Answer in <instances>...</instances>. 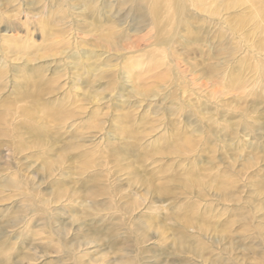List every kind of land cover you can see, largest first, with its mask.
Segmentation results:
<instances>
[{
	"label": "rangeland",
	"instance_id": "374dc122",
	"mask_svg": "<svg viewBox=\"0 0 264 264\" xmlns=\"http://www.w3.org/2000/svg\"><path fill=\"white\" fill-rule=\"evenodd\" d=\"M184 1L186 13L177 16L171 6L173 0H166L161 12L163 35L161 32L160 35L173 43L157 46L156 31L149 21L137 30L129 0H0L2 37H22V41L27 38L28 44L46 46L48 42L45 43L42 31L46 22L59 35L84 37L86 42H82V47L86 52L100 55L99 62L110 58V63L118 66L121 59H130L129 80L122 77L125 87L121 86L122 79L117 80V85L123 88L122 96L101 90L89 96L82 86L76 89L78 95L69 94L72 85L78 82L70 79L67 71L53 74L56 65L52 60L31 64L50 68L51 71L43 73L44 83L55 78L63 86L62 90L67 89L62 95L56 93L45 99L50 109L63 103L71 117L65 119L60 129L57 126L60 120L54 123L46 120L43 125L49 126V136L60 132L61 141L73 137L83 140L67 160L51 159L49 162L57 171L46 172L42 169L48 162L44 155L46 146L33 144L31 138L24 137L25 130L18 134L12 128V123L25 119L15 113L20 102L10 111L17 119L0 124V227L4 234L0 235V261L6 256L15 261L25 253L35 255L28 249L22 251L23 246L32 247V242H37L35 238L45 237L44 230L50 234L52 228L62 232L63 246L76 244L77 240L83 242L82 228L91 223L89 216L105 223L111 220L112 213L111 225H120V228L111 233L119 234L117 241L121 242L114 251L109 249L106 239L111 230L108 235L103 230L98 232L104 241L100 249L77 247L70 255L50 252L34 264H57V260L61 264L77 261L81 262L78 264H104L105 260H118L117 249L127 245L131 247L128 258L135 264H264V0ZM146 8L150 11L151 5ZM8 19L18 28H9ZM106 33L119 44L117 50H108L105 36L101 40ZM121 54L123 57L119 59ZM61 57L65 58L66 54ZM24 61L12 63L21 65ZM65 61L69 68L74 67L71 60L65 58ZM164 62L171 64L168 67ZM140 66L152 70L145 79L137 75L143 72ZM10 72L0 81V104L14 98V82L22 84V78L34 76L20 71L18 76L22 78H18L15 71ZM132 87H139L140 92ZM7 108L0 107V114ZM125 114L128 122L122 119ZM38 116L35 115L36 122H42ZM122 127H128L130 133L137 132L138 142L120 133ZM34 139L50 143L49 138L36 136ZM14 143L30 150L13 158L8 146ZM133 143L137 151L129 148ZM64 144L59 143L60 149ZM111 146L114 153L129 155L128 161L117 163L118 158L110 156ZM87 147L94 154L78 160L76 156L86 152ZM154 147L162 148L164 155L152 161L151 157L137 161L142 149ZM178 147H183L181 152L177 151ZM58 149L53 152L57 153ZM193 170L196 174L193 179L206 183L204 186H193L188 191L173 188L176 176L188 178L185 176ZM159 176L164 178L156 184L167 185L171 179L172 184L168 186L177 198L172 194H161L160 198L154 191L152 196L138 183L142 178L154 181ZM221 176L235 183L234 189H229L237 197L234 202L220 197L212 187L211 182L219 183ZM92 179L118 196L108 201L110 196L99 195L98 207L81 203L79 195L88 193L84 191L95 185ZM178 181L181 180L176 179L175 183ZM30 192L36 196L34 206L39 207L38 214L57 216L59 224L43 226L35 217L32 223L26 224L29 216L23 211L21 222L9 226L12 218L22 216V210L18 209L21 193L29 195ZM57 193L66 198L58 197ZM192 207L198 210L193 224L187 226L185 215ZM180 236L186 238L183 248L177 243ZM6 238L8 247L13 248L10 252L3 244ZM52 239V246L60 247L56 236Z\"/></svg>",
	"mask_w": 264,
	"mask_h": 264
},
{
	"label": "bare ground",
	"instance_id": "6f19581e",
	"mask_svg": "<svg viewBox=\"0 0 264 264\" xmlns=\"http://www.w3.org/2000/svg\"><path fill=\"white\" fill-rule=\"evenodd\" d=\"M129 1L132 4V9H131L130 13H132L135 16L136 24L138 26L137 30H139L140 26L143 25V23H146L147 21H149V23L153 26V29L156 31V35H157L156 40H157V42H155V45H157V46H160V45H164L165 46L166 44L167 45H171L173 43V40L170 39L168 41V40H166V38L163 39L164 37L162 36L163 35V33H162L163 22H162V14H161V12H162V9L166 6V0H129ZM184 2H186V1H184V0H173V2L171 3V6H172L173 10L177 11V14H176L177 16H180V13H186L185 12V7L183 6ZM148 5H151V9H150V11L148 10V12H147V8L146 7ZM182 7H183V10H182ZM97 12H98V10H97ZM60 22H61V20H60ZM63 22H64V19H63ZM183 22H185V21H183ZM8 23H9V26H10L9 28H11V29L18 28V25L15 22H12L11 19L10 20L8 19ZM1 24H2V17H0V25ZM178 24H180V20H179ZM42 27L41 28H42L43 35H44V41H45V43L48 42L46 46H37L34 43L33 44H31V43L28 44V42H30V41H28L27 38H25V41H22V37L20 38V37H15V36H12V35L6 36V37L0 36V81H4L6 79V77H7V75L9 73H11L10 72L11 70L15 71V73L17 74L16 76L18 78H22V77L18 76L20 71H26L25 73L28 72V76H30L29 74H33L35 76L34 77L33 75H31V77L33 76V79H31L30 77H25L24 79L22 78V81H23L22 84H18L16 82H14L15 83V86H14L15 89H14V93H13L14 94V98L7 99V100L5 99L6 101L5 100L4 101L1 100L2 104H0V107H2V106L5 107V105H6V108L7 107L8 108H7V111H3L2 114H0V124L3 123V122H7L8 123L9 120H12L14 122L17 119L16 118L17 116L14 115L13 112H10V111H13L14 105H17L18 102H20L19 106L16 108L17 110H16L15 113L18 114V116L20 118L25 116V119L22 120V121H18V123L17 122L12 123L14 125L12 128L18 134H19V132L21 130H23V131L25 130L26 133H25L24 137L31 138V141H33V144L38 145V146H43V145L46 146V149L44 150V155L48 159V162H47V166L46 167L43 166L42 169L45 170L46 172H52V171L55 170V167L53 165H51V163L49 161H51V159H53V160H59L60 159V160H63V161L67 160V158H70L69 154H72V152H75V150H77L78 147H80L79 142H82L83 139H79L77 137H73L71 139H67V140L61 141L62 134L60 132H58V133H56L54 135H50L52 137V140H51V138L49 136V133L47 131V128L49 126L48 125L45 126V125H43V123L46 120H50L53 123L61 121V123H58V125H57V126H59V129H60L61 124L65 121V119L68 120V119H71V117H68V111H67L68 108L63 103H60L58 107L56 106L57 108L52 106V108L50 109V107H48V104H46L45 99H46L47 96L50 97L51 95L53 96L56 93H58V95H62V94H64L66 92L67 89L62 90L63 86H61L60 83L57 82L55 78L52 79V80H48L46 83H44V81H42L43 80V73H45L47 71L49 72L51 70H50V68L48 69L47 67H44L43 65L32 66L33 64H35L34 62H37V61L43 60V59H46L47 61L49 60V62H50V60H52V63L54 65H56V68H54L55 70L53 69L54 72H55V73L53 72V74H55V75L57 74L56 71H58V72H61L62 70L63 71H67L70 74L69 78L72 79L73 81H77L78 82L77 84L72 85V87L70 88L69 94L75 93V96L78 95L77 94L78 92L76 91V89H78L77 87H81L82 86L83 88L87 89V92H88L89 96L92 95V94H98V92L100 90L103 91V92H107L108 91L110 93H115L116 95L120 94V96H122L121 92H123V88H121L119 85H117V80L122 79L120 81V82H122L123 81V78H122L123 76H124V78L126 80H129V74H130L129 73V71H130V69H129V67H130L129 66V61H130V59L128 61H124L123 59H121L123 57V54H121L122 56H119V59H121L120 60L121 63H119L118 66L117 65L116 66L112 65L110 63V61L112 62V60H110V58L104 60V62H99L100 55H96V53H94L93 51L86 52L84 50V48L82 47V42H86L84 37L80 38V36L75 35V36H73L71 38L69 35L66 36L65 33H62V34L59 35V34L53 32V29L49 28L50 26H48L46 22L43 23ZM62 32H63V30H62ZM160 32L162 33V35H160L161 34ZM190 32H193V31H190ZM68 34H69V32H68ZM104 36H105V38H104ZM61 37H63L62 40H60V39L57 40V38H61ZM69 37H70V39H68ZM103 38L107 42L109 51H112L114 49L117 50L119 48L118 47L119 44H116V42L114 41V38L110 37V34H107V35L103 34L102 37H101V40H103ZM65 40L66 41L68 40V41L66 42ZM159 42H161V43L159 44ZM56 47L59 50L55 51ZM27 50L29 52H27ZM122 50H126V49L122 48ZM52 51H53V53H52ZM64 54H66L65 58L67 60H71L73 62V64H74L73 68L72 67L69 68L70 67L69 65H65L66 64L65 58L61 57ZM148 54L152 55V53H148ZM58 57H60V58H58ZM168 57H169V55H168ZM22 59H25V61H24L25 63H22L21 65H19V64L17 65V64H13L12 63V61H15V60L16 61L17 60L20 61ZM86 59L92 61L91 62L92 64L86 63L85 62ZM165 62L163 64L164 65H168V67H169V65L171 63L165 64ZM48 65H50V64H48ZM57 65H61V66L57 67ZM146 67L147 66H142L141 69L143 68V72L142 73L140 72V74H137V75H139L141 77V79H145L147 77V74L152 73V70L150 69V67H148V68H146ZM156 67L157 66H155V68ZM134 68H136V67H134ZM171 69H172V67L169 68V70H171ZM64 75H66V74H64ZM16 80H17V78H16ZM102 81H106V83H102ZM100 82L102 83L101 85H100ZM96 83L98 85H96ZM80 84H83V85H80ZM123 84L126 85V82L121 83V86L125 87ZM95 87H97V89ZM132 90H135L137 93L140 92L139 87H138V89L137 88L134 89L132 87ZM69 98H71V97H69ZM76 100L79 101L78 98H76ZM121 105H125V103H122V101H121ZM49 111H51V112H49ZM54 111H56V112H54ZM36 114L40 115V116H38V119H40V117H41L40 120H43L42 122H38V121L36 122V118H35ZM122 119L125 120L126 122H128V118L126 117V114L124 115V117ZM89 127L91 128V126H89ZM120 133H122L125 137H128V136L132 137L133 140L138 142V140H136V138L138 139V136H139L138 133L137 132L130 133L128 127H122L120 129ZM36 136L49 138L48 141H50V143H45V142L42 141V139H34V138H36ZM127 140H129V138H127ZM161 141H162V139H161ZM161 141H158L156 143L160 144ZM62 142L65 143V144L63 145V148L60 149V147L58 145H59V143H62ZM162 142H164V141H162ZM165 142H167V141H165ZM167 143H169V141ZM159 144H156V145L159 147ZM58 147H59V149H58ZM85 148H86V146H85ZM129 148L133 149L134 151L138 150V148L136 146V143L131 144L129 146ZM182 148L178 147L177 151L181 152ZM31 149H34V146H31ZM56 149H58L57 153L53 152V150L56 151ZM8 150H12L13 151L11 157L15 158V157L19 156L18 155L19 153L21 155L24 151L30 150V148L29 147H24L22 145H18L17 146L14 143L13 146H8ZM82 150H83V148H82ZM110 150H111L110 156L112 157L113 155H115V157L118 158L119 162H117V163L126 162V160L128 161L129 157H127V156H129V155H122V153H120V152L114 153L112 146H111ZM173 151H172V154H173ZM162 152H163L162 148H155V149H150V150H148V149L143 150L142 149V151L140 152L139 156L137 157V161H146V159H149L150 157H151L150 159L152 161V158L155 159L156 156H158V157H159V155L163 156L165 151L163 153ZM76 154H78V151H77ZM93 154L94 153L92 152L91 148H88V150H86V152L84 151L82 155L79 154V156H76V158L78 160H81V159L87 158L88 155L91 156ZM116 154H120L122 156H118ZM170 154H171V152H170ZM30 155H31L30 157L32 158V153ZM27 159H28V157H27ZM97 160H99V159H97ZM160 163H161V161H160ZM44 165H46L45 161H44ZM156 167H158V166H156ZM159 169L161 170V168H159ZM162 170H163V168H162ZM56 171H57V169H56ZM56 171H54V172H56ZM197 173H198V171H197ZM189 174L190 175H186L185 176V177H188V178H185V179H182V178L180 179V177L176 176L175 178L179 179L181 181H178L177 183H175V180H176L175 179L174 182H173L174 183L173 188H176L178 190L181 189L183 191H188L193 186H195V187L204 186L206 184V183L202 184V182L199 179H198V181H197V179L196 180L193 179V178H196L194 176V175H196L194 170H193V172H190ZM163 178H164V176H161V177L159 176L154 181L142 178L141 182L139 180L138 183H142V185L147 188V191H146V188H145L146 193L147 194H151L152 196H154L155 194H158L159 196L161 194L162 195L163 194H165V195H171L172 194L174 196L175 192L171 190L172 187L168 186V185L172 184L170 178H169L170 181L167 182L168 183L167 185H164V184H161V183L160 184H156V181H161ZM223 178H224V176H221V179H220L219 183L217 182V180L216 181H212L211 182L212 183V187L216 191H218L220 193V197H222V198L224 197L225 200H231V201L234 202V200H237V197L235 196V193L234 192L231 193V191H229V189H234L235 183L232 180H224ZM92 180H93L95 185H92V184H91L92 186L89 185L90 187H88L87 190L84 191L85 193L88 191V193H86V194L83 193L82 196L79 195V197H81L79 199V201L81 203H83V204L84 203H87V204L89 203L90 205H92L94 207L95 206L98 207V206H100V203H101V202H99V198H100V197H98L99 195L101 196V195H105L106 194L107 196H110L108 198V201L112 200V196H116V194L118 196L117 192L115 193V191H112L111 189H106V188L104 189V188L101 187L100 184H98V182H95L94 179H92ZM92 180L90 182L86 183L85 185L90 184L92 182ZM142 185H140V186H142ZM153 191L155 192V194H153ZM57 194H58V197H60V198L64 197V195L62 193H57ZM201 195H200V197H201ZM21 196H23V197H22L21 201H19L18 203H21V202L22 203L20 204L18 209L22 210V216H20L18 214V216L16 218H12L11 219V222L8 221V222H10L9 226H11V225H15L16 226L17 224H19L21 222V219L24 217V214H27L29 216V220L26 221V224H29L30 222L32 223L34 221V219H32L33 217H35V219L40 221V222L42 221V225L43 226L50 225V226L53 227V224H59L60 223L59 222L60 220H57L58 219L57 216L56 217L55 216L43 217L44 213L38 214V210L37 209L39 207L37 208V206H34L35 200H36V196L33 195L32 192H30L29 195L21 193ZM75 197H76L75 195H71V198H75ZM79 197H76L75 199H77ZM174 197L177 198V196H174ZM64 198H66V197H64ZM67 198H68V196H67ZM160 198H161V196H160ZM114 199L115 198L113 197V200ZM106 202H104V204H106ZM186 207H188V206H186ZM41 209H43V207H41ZM44 209L47 210L46 208H44ZM191 209H192V211L191 212H187V214L185 215V220H186L185 222H186L187 226L188 225L191 226L193 224V221H194L193 219H195L194 218V213L198 210V209H196L194 211V209H195L194 207H192ZM23 211H24V214H23ZM95 215H96V213H95ZM89 217L92 218L91 223L90 224L89 223L85 224V226H83L84 228H82L83 232H84L83 233L84 235L81 236V237H83L85 241L80 242L79 240H77V241H75V242H77L76 244H70V245L63 246V243H62L63 242L62 232L60 230H54V228H52L51 233L48 234L47 231L43 229L45 234H46V236L45 237H40L39 236V237L35 238L34 240L35 241L37 240V242H32V244H31L32 247L29 246L30 248H27V245L23 246V244H22V246L24 247V248H22V251H23V249L24 250L28 249L30 252L34 251L36 253L35 255H30V254L28 255V254L25 253L23 256H19L15 261L11 260L10 256H6L5 259L0 261V264H24L25 262L34 264L38 260H41L42 257L48 255V253H50V252L51 253H56V254H59L60 252H63L66 255L67 254L70 255V253L73 254V253L76 252L75 250H78L77 247H79V248H83V247L96 248L97 247V249H100L101 246H102L101 244L102 243L104 244V241L102 239H100V236H99L98 232L100 231L102 233L103 230L107 231V233H106L107 235H108V232L111 230L110 234L108 235V237L106 239H107V245H108L109 249L114 251L116 246L118 244H121L120 241L119 242L117 241V240H119V238H118L119 234L111 233L115 229H119L120 228L119 227L120 225H115V224L111 225L112 223L110 221L113 220L112 218L114 217V214L111 213L110 214V219L111 220L108 221V222H105V223L103 222L104 224L102 223L101 220L95 219V216L92 217L90 215ZM106 223H108L109 225L107 226ZM11 227H13V226H11ZM105 228H107V229H105ZM2 232H3V229H1V227H0V235L1 236L4 235ZM29 233H31V232H29ZM33 233L34 232H32V235H33ZM12 235H14V234L12 233ZM34 236H35V234H34ZM52 236L53 237L56 236V240H58V242L61 244V245L59 244L60 247L52 246V244H51L53 242ZM181 236L179 237L177 243L179 242V244H181V247L183 248L186 238L185 237H181ZM180 240H181V242H180ZM81 241H82V239H81ZM3 244H4V247H5V250L9 248L8 247L9 245H8V242H7V238L3 241ZM133 248H135V247H133ZM10 249H13V248L10 247L7 251L10 252ZM38 249H39V251H38ZM130 249H131V247L129 248L128 245L125 246V247L122 246L121 248H118L117 249L118 253H119L118 260L116 259V261H112V262L109 261V260L108 261L105 260L104 264H135L133 260L128 258V254H130V251H129ZM123 251H124V253H123ZM77 258H76V261L78 260ZM104 258H107V257L105 256ZM78 263H81V262L77 261L76 264H78ZM57 264H61V262L57 260ZM83 264H85V263H83Z\"/></svg>",
	"mask_w": 264,
	"mask_h": 264
}]
</instances>
